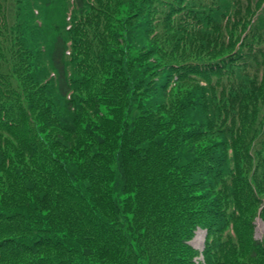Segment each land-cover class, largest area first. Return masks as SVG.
Segmentation results:
<instances>
[{"label": "trees", "instance_id": "obj_1", "mask_svg": "<svg viewBox=\"0 0 264 264\" xmlns=\"http://www.w3.org/2000/svg\"><path fill=\"white\" fill-rule=\"evenodd\" d=\"M6 100L0 264H219L264 201V0H0Z\"/></svg>", "mask_w": 264, "mask_h": 264}, {"label": "rangeland", "instance_id": "obj_2", "mask_svg": "<svg viewBox=\"0 0 264 264\" xmlns=\"http://www.w3.org/2000/svg\"><path fill=\"white\" fill-rule=\"evenodd\" d=\"M131 15L132 13H128L127 15L123 16L120 20L110 23L109 28L111 30V34H113V36L116 38L115 41H117V45L115 46L116 51L114 54L115 58H119L120 56L124 58L125 52L127 50H131V53H132V28H131L132 27V19H131L132 16ZM105 34L106 35H104V38H105V41L107 42L109 41V37L111 36V34H108V33H105ZM127 55H129V52L127 53ZM9 107H10V104L8 100L0 102V112H2V110L4 111L5 109L7 110V108ZM17 129L20 130V128H17ZM25 142H26V139H25ZM7 143L12 146H16L15 145L16 141L12 140L11 138L9 139L5 136L0 135V169H2L1 167H4V163L2 162L3 160L1 156L2 155L1 148ZM14 157L17 160V156H14ZM18 160H19V157H18ZM7 180L8 179L4 177V174L0 172V184H6ZM262 198H263L262 200H264V197ZM261 207H264V201L261 203L260 207H259V204L258 205L253 204V206H251V209L246 211L243 217L241 216L240 223L237 226L238 233L234 237V242L236 244V249H235L236 254L233 255V257L226 258V262L222 258H218V255H215L214 257L216 258L217 262L219 261V264H242V263L264 264V261L260 259L261 258L260 252H259L258 262L250 259L249 257L251 252L253 251V247L251 245L252 240L264 243V218L260 216ZM246 222L250 224V227L248 228L245 227L244 224ZM199 231L204 232L202 243H199V241L195 240L196 234ZM206 235H207L206 231L203 230L202 227L199 226L193 232L191 239L187 241V244L192 248V250L196 252V255L192 259L194 264H208V262L204 258V251H205V248L207 247V242H208V237ZM217 236L212 237L213 245L220 244L223 240V238H220L217 240Z\"/></svg>", "mask_w": 264, "mask_h": 264}, {"label": "bare ground", "instance_id": "obj_3", "mask_svg": "<svg viewBox=\"0 0 264 264\" xmlns=\"http://www.w3.org/2000/svg\"><path fill=\"white\" fill-rule=\"evenodd\" d=\"M203 234H204V232H197V234H196V237H195V240L196 241H199V243H202V240H203Z\"/></svg>", "mask_w": 264, "mask_h": 264}]
</instances>
